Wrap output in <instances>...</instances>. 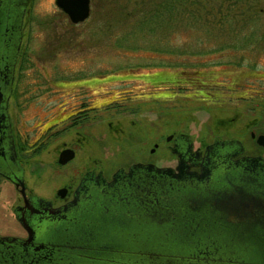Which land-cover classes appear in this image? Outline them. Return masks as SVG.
<instances>
[{"label":"rangeland","instance_id":"obj_1","mask_svg":"<svg viewBox=\"0 0 264 264\" xmlns=\"http://www.w3.org/2000/svg\"><path fill=\"white\" fill-rule=\"evenodd\" d=\"M54 1L48 7L46 0L25 3L20 45L25 63L19 70L24 81L16 101L9 98L7 106L10 116L13 109V133L19 131L25 147L35 138L37 146L45 136H39V129L61 108L87 113L95 98L98 113H89L68 135L47 139L56 133L47 131L49 143L32 151L24 147L19 162L28 192L48 197L88 159H97L106 175L134 160L157 162L162 149L150 153L152 146L172 132L187 133L194 145L212 141L214 133L229 135L255 155L258 145L251 143L248 128L264 134V0H197L200 5L188 7L209 12L211 31L180 25L146 37L130 30L147 0H89L88 16L74 24ZM218 20L223 24L217 25ZM155 74H162L157 81L167 77L175 82H148ZM57 77L70 87L44 91L48 79ZM82 80L94 82L91 89L71 85ZM229 118V126L217 124ZM249 121L252 125L246 126ZM75 132L81 144L71 147L77 155L58 172L52 167V148L61 141L69 144ZM1 179L0 231L13 225V232L22 235L10 214L21 197ZM261 240L255 244L262 245Z\"/></svg>","mask_w":264,"mask_h":264},{"label":"water","instance_id":"obj_2","mask_svg":"<svg viewBox=\"0 0 264 264\" xmlns=\"http://www.w3.org/2000/svg\"><path fill=\"white\" fill-rule=\"evenodd\" d=\"M25 3L0 0V174L20 187L24 206L33 207L6 114ZM54 4L71 24L90 10L89 0ZM229 143L209 144L207 157L194 165L199 173L178 161L174 170L135 163L127 172L117 169L110 181L101 172L83 176L73 200L49 209L41 223L15 213L28 238L2 237L0 264H264V240L255 244L264 237V162L216 155L214 149ZM255 143L264 150V135ZM61 153L58 163L71 158V151ZM32 201L51 207L38 197Z\"/></svg>","mask_w":264,"mask_h":264},{"label":"flooded vegetation","instance_id":"obj_3","mask_svg":"<svg viewBox=\"0 0 264 264\" xmlns=\"http://www.w3.org/2000/svg\"><path fill=\"white\" fill-rule=\"evenodd\" d=\"M27 2H28V0H27ZM21 31H22V28H21ZM22 35H23V31H22ZM22 35H21V38L19 41L20 45H22ZM20 45H19L18 51H17L18 55L16 56V59H15L16 63H15L14 68H13V76L11 78V83H12V86L10 88L11 96L8 97V98H11L12 103H13V99L15 98L14 100L16 101V98L18 96V92L16 93V91H18V86H20L24 81V79L21 76L22 72H19V70H21L22 65H24V63H25L24 58H23V55L25 52H23V54H22V52H20ZM157 76L158 75H156L155 78H157ZM48 80H49L48 88H46V90H44V91L49 90V87H53L55 92L60 91L62 89H66L67 87H70V85L66 86L67 80H64L62 77H57L56 79L49 78ZM83 82H85V81L84 80H82L81 82L77 81L76 83H73L71 85H74V87H76V88L84 86L86 89H91V87L89 85L94 83L91 80H88L85 83H83ZM226 83H229V82H226ZM95 84H97V83H95ZM235 97H238L240 100L246 98V96H239V95L235 96ZM27 101H28V99H27ZM93 102L99 103V100L94 98ZM96 103L93 105L92 104L89 105L88 108L85 109L87 111V113L86 112L82 113L83 110L72 111V109H70L69 110L70 112H69V111H65L64 108H61L58 112L56 110L57 115H54V116L48 118L46 120V122H44L43 126L39 129V132H38L39 136L45 135L44 137L41 138L44 140L45 137L47 136L45 134L47 131H48L47 133H49V132H56L57 133V134L55 133L53 135L47 136L48 137L47 139H49L51 137L52 138L57 137V136L59 137V136L65 135L66 133L68 135L69 133H71L73 131V130H71L73 127H76L77 125L82 124L81 120L84 118H87L89 113H92V114L94 112L98 113ZM6 104H7V106H9L8 99H7ZM16 105L18 106V103ZM106 105H108V104H106ZM7 106H6V114L8 115L7 118H8V122L10 124L9 125L10 126L9 127V134L11 135L9 141L13 147L12 152L14 151V155H16V161H17L18 165L21 166L22 172L24 173L23 166L20 164L19 161L22 160L23 157H25L24 155H22V152H23L22 150L25 147L24 141H26V140L24 137H22L21 135L18 134L19 131H16L15 134L13 133V127H14L13 109H12L11 116H10L8 114ZM17 106H16V108H17ZM80 113H81V115H80ZM232 119L233 118H231V120H230V118L228 120H223V121L218 120L217 124L221 125V127H223V126L227 127V126H229V122H231ZM40 125L41 124L38 123V125L36 127H38ZM250 125H252V123L249 121V123H247L246 126H250ZM252 132L253 131H251V128H248V133L251 134ZM261 132L264 133V130ZM252 134H254V136L256 137L258 134H262V133H252ZM214 135H215V137H214V139H212V141H210L208 143H203L201 141V142L197 143V145H194L192 143V139L190 138V136L187 133H183V132L182 133L172 132L170 134L167 133L164 136V138L161 139L160 142L159 141L155 142L152 146V152H150V153H153V151L157 150L158 146H161L160 148L162 149V152L160 154L162 157L160 158V156H158L159 158L157 159V162L156 161H150V159L145 160L143 162H140L139 160H134V161H132V163L129 162V163H126V165L123 164L121 167H119V166L116 167L115 170H113L112 173H110L108 175H106L107 173L104 171V169L98 165L99 161H97V159H92V160L88 159V162H90V163L85 164L81 168L80 171L75 170V174L71 175L69 178H67L65 181H63L61 183L62 185L54 187V189H52V191L50 192L51 194L50 195L48 194V197H44L42 195L39 196V195H36L34 193L28 192V190H26L27 185L24 182V179H23L24 175L22 173L23 178H21V179L25 185V188L23 189L24 195L28 199L31 200L30 202L34 205L33 207L31 206L30 203H27V205L24 206V202L22 200L23 197L20 196V194H19L20 187L15 186L13 180H7L6 176H2L0 174V178H2L1 180L3 182H6L7 186L12 187L14 189V191L17 192V194L21 197L20 205L17 204V205H15V207L12 206V209L10 210V214L12 215L11 217H13V219H14V217L16 216V214H15L16 212H18V214H21L22 212H24V213H26V216H29L30 221L34 220L35 222L41 223L43 220V217L47 216V214H50L49 209L51 210V209L58 208V207L61 208L64 205H66L67 202H71L73 200V196H75V189L78 186H80V184H81L80 182L84 178L83 176H85V175L90 176L92 174L94 176V175H97L98 173L101 172L102 173L101 176L105 179V181H110L112 174L115 173L117 171V169H123L127 172L128 167L132 166L135 163H140L141 165L150 164L152 166L154 165L155 167H158L161 169L164 167H168V168H171L172 170H174V169H176L175 167L179 161V163H181V165L183 167L184 166L188 167L189 170H187V171L199 173L200 167L194 166V165L198 164L200 161L202 162L207 157L206 156V153H207L206 148H208L207 146L209 144L212 145L214 142H224V141L231 142V143L227 144L226 146H224V148L220 147L218 149H214V150H216V152H215L216 155H219V156L222 155L223 158L227 157V160H232L234 162L237 159H241V158L243 159L245 156H252L253 158L259 157L264 162V150L261 146H259V145L257 146L256 145L257 143L255 144V137H253V138H252V136L250 137L253 139V142L251 140V143L252 144L254 143V145H256L257 149H258V151H256L255 155H253V154H248V153H246V151H244V148H243L244 145L243 144H242V148L240 147V145L237 143L238 141L241 142L239 139H237L235 137L231 138V136H229V135H225L223 138H221V136H219L218 133H214ZM262 135H264V134H262ZM73 136H74V139H71L69 144H67L64 141L63 142L61 141V144L59 146L56 145L52 148V151H51V153H53V156H52V165L53 166L52 167H54L55 169L56 168L60 169L58 172H60L66 166H70L71 160L75 158V155H77L75 149L73 150V148L71 146H72V144L75 145V143H77V145H79L78 142L80 143L81 141H80V138L77 137L78 135L76 132H75V134H73ZM41 139L37 142V144H38L37 146H39V144H43L44 142L49 143V141H46L47 139H45V141H43ZM36 140H37L36 138L33 139V141H31L25 148L28 149V151H32L35 147H37L34 144V142H36ZM239 149H241V152L237 153ZM63 150H67V152L71 151L72 152L71 158L69 160H66L64 163H58L59 157L62 154L61 152ZM217 151L219 153H217ZM89 180L92 181L91 179H89ZM13 189H12V191H13ZM37 197L39 199H43V201L49 202V205H51V207H49L45 204H42L41 205L42 207H39V205H37L35 202L32 201L34 198H37ZM15 219H16L15 220L16 223L18 224V226L22 230L21 233H23V234L22 235L15 234L16 232H13L14 227L12 225L11 229H7V230L2 231V232L0 231V239L2 237H7L10 239L17 238L20 240V242L23 243V240L28 238L27 232L24 230L25 229L24 227L20 226L19 222L17 221L18 220L17 217H15ZM12 222H13V220H12ZM29 245H30V247L32 246L30 243H29ZM11 255H13L12 251H11Z\"/></svg>","mask_w":264,"mask_h":264},{"label":"trees","instance_id":"obj_4","mask_svg":"<svg viewBox=\"0 0 264 264\" xmlns=\"http://www.w3.org/2000/svg\"><path fill=\"white\" fill-rule=\"evenodd\" d=\"M148 2L149 5L145 6V8L142 7L136 11V13L140 15V18L135 21L136 28L130 30V34H133V36L136 33L144 35V37H146L147 35L156 36L157 32L161 31L167 33L168 30L171 31L172 28H176L175 26L180 25L184 26L185 28L188 27L191 29L195 26V28L199 31H205V29H207L206 23H208V21L206 19V16L209 12L203 11V13H201L199 12L200 10L198 7L195 9L188 7L192 4L200 5L201 3L197 0L196 2L194 0H147V3ZM221 24L223 23L218 20L217 25ZM221 46H217V50H219V48H222ZM168 50L169 48L167 49V51ZM148 82L155 83L156 85L161 83H166L167 85H169L170 83L175 82V80H172L170 78L167 79V77H165L164 79H159V81H157V78H154L151 79V81L149 80Z\"/></svg>","mask_w":264,"mask_h":264},{"label":"clouds","instance_id":"obj_5","mask_svg":"<svg viewBox=\"0 0 264 264\" xmlns=\"http://www.w3.org/2000/svg\"><path fill=\"white\" fill-rule=\"evenodd\" d=\"M53 3V0H46V3L44 4V7H48Z\"/></svg>","mask_w":264,"mask_h":264}]
</instances>
